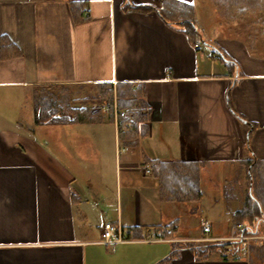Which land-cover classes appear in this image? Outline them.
Segmentation results:
<instances>
[{
  "label": "crops",
  "instance_id": "1",
  "mask_svg": "<svg viewBox=\"0 0 264 264\" xmlns=\"http://www.w3.org/2000/svg\"><path fill=\"white\" fill-rule=\"evenodd\" d=\"M183 1L195 5L204 41L192 43L155 10L125 9L126 0H0V35L13 43H0V264H133L135 250L136 264H170V244L210 234L189 231L193 204L227 215V198L205 193L208 171L252 155L264 162V40L218 35L212 15L223 0H201L209 26L199 0ZM105 84L112 98L82 104L76 123H35L37 87L91 86L94 99ZM125 84L147 101L148 118L101 107L116 99L125 111L117 92ZM175 160L201 163L200 202L162 198L152 166ZM107 221L125 242L97 243ZM181 253L172 264H208Z\"/></svg>",
  "mask_w": 264,
  "mask_h": 264
},
{
  "label": "trees",
  "instance_id": "2",
  "mask_svg": "<svg viewBox=\"0 0 264 264\" xmlns=\"http://www.w3.org/2000/svg\"><path fill=\"white\" fill-rule=\"evenodd\" d=\"M125 9L141 11L155 10L167 23L181 27L188 34L192 43L196 44L198 41H204L198 26L196 7L191 2L183 0H162L161 7H154L152 5H135L131 0H126ZM73 11L75 19H80L84 10H82L79 3H74ZM0 43L2 48L13 45L5 35H0ZM222 56L224 55L222 54ZM224 59L226 60V56H224ZM125 85L126 86L118 85L117 87L119 103L121 107L125 108L124 117L126 119H129L130 116H134L137 119L138 117L148 118L150 107L147 101L137 94L136 90L131 87V84ZM97 89L98 96H96L95 99L112 98V85L105 84L99 86ZM141 94L143 95V92ZM71 101H73L72 93L67 88L49 85L37 87L34 92L35 123L38 125L45 123H76V120H79V115L84 108L83 105L72 106ZM232 111L237 119L245 122L244 117L233 109ZM248 124L254 126L253 123ZM258 162L259 161L254 155H252L248 162L250 170L253 168L256 169ZM200 166L201 163L196 160L154 162L152 171L154 175L159 178L162 198L178 202H200L203 199ZM249 174L250 177H252L251 171H249ZM262 203L260 198L251 194L245 208L237 210L233 218L236 222H239V224H241L243 220L254 222L255 219H257L258 221L264 215L261 208ZM252 227V225L243 227L242 235L251 232L258 233L257 230H252ZM170 232L172 233V230H170ZM170 237H172L171 234ZM173 244L174 246L170 254L164 260L167 263H170L175 256L185 248L191 250L195 258L199 261L209 259L214 253H220L224 260H228L230 255L235 257V251L241 249L239 244L232 246L233 242L228 241H218L206 245H199L189 241H177L173 242ZM255 249H257V257L263 259L264 237L260 245L251 246V251ZM251 264H253L252 261Z\"/></svg>",
  "mask_w": 264,
  "mask_h": 264
},
{
  "label": "rangeland",
  "instance_id": "3",
  "mask_svg": "<svg viewBox=\"0 0 264 264\" xmlns=\"http://www.w3.org/2000/svg\"><path fill=\"white\" fill-rule=\"evenodd\" d=\"M199 1L201 15L206 16L205 20L209 26L210 22H212L210 20L211 14L202 9V1ZM219 5L221 8L216 10V13L212 15V20L217 18V24L214 26V29L218 32V35L221 34L231 37H240L243 35V37L247 39H249V36L254 37L259 35L261 39L264 40L262 34L264 32V0H223V2L219 1ZM218 22L222 23V25ZM203 48H205V46H203ZM69 91L72 92V100L75 106L86 104L91 107L93 104L100 103V100L95 98L93 100L91 98L96 93L94 87H74L73 90ZM79 116H81V113ZM249 171H251L252 177H250ZM208 173L212 176V184L210 185V181H207L209 189L205 190L204 188L205 193L207 195V192L210 190V196L213 200L217 198L221 199L222 197L227 198V200L225 199L227 201L225 204L227 203L226 205L228 207L227 215L223 214L224 210L216 212L217 216L211 214V210L207 208V205H209L207 201H204L205 206H202L201 203L193 204L197 208L196 216L195 218L187 217L189 218L191 230L187 227L186 231L189 230L196 234H203L205 232L203 231L204 222L207 221L205 220L203 222V220L206 218H209L211 227V231H209L210 234L203 235L198 241H194L193 243L206 245L218 241L233 242L232 246L239 244L241 249L235 251V257L230 255L227 261H236L237 264H251V261L253 264H264V258L259 259L257 257V249L251 251V246L260 245L264 237V215L258 221L257 219H255L254 222L243 220L241 224L236 222L233 218L237 210L245 208L251 194L260 198L263 202L261 208L264 213V162L259 161L256 165V169L253 168L251 170L249 163L242 167L240 164L235 163L230 168L217 167L215 171L209 170ZM213 185L217 186V188L215 187L217 189H215L217 191L215 193L213 189H210ZM178 213L177 216H181V213ZM249 225H252L253 227L251 229L257 230L258 233L251 232L242 235L243 227ZM182 230H184V228L180 225L177 234L183 233ZM218 232H220V234H222L221 237L224 238L215 239L214 235ZM173 246V243L170 244V251ZM147 251L148 249L146 252ZM181 252L182 251L175 256L170 264H172L173 261H181L184 259V255ZM141 254V250L133 251L130 257V260L135 259L133 260L135 261L133 264H136V262L140 260ZM219 259H223L222 255L220 253H214L208 260L202 262H208V264H210L218 262Z\"/></svg>",
  "mask_w": 264,
  "mask_h": 264
},
{
  "label": "built area",
  "instance_id": "4",
  "mask_svg": "<svg viewBox=\"0 0 264 264\" xmlns=\"http://www.w3.org/2000/svg\"><path fill=\"white\" fill-rule=\"evenodd\" d=\"M198 45V44H197ZM101 107L104 109L113 110L114 114L119 116H125V111L120 108L116 99L103 101ZM151 169L147 168L146 172H150ZM211 230L210 224L208 222L204 225V231L209 232ZM127 239L123 234L121 227L113 224L110 221L105 222L103 230L101 231V238L97 241L99 244H116L125 242Z\"/></svg>",
  "mask_w": 264,
  "mask_h": 264
},
{
  "label": "bare ground",
  "instance_id": "5",
  "mask_svg": "<svg viewBox=\"0 0 264 264\" xmlns=\"http://www.w3.org/2000/svg\"><path fill=\"white\" fill-rule=\"evenodd\" d=\"M206 222H208V221H206ZM206 222H204V225H205ZM208 223H209V222H208Z\"/></svg>",
  "mask_w": 264,
  "mask_h": 264
}]
</instances>
